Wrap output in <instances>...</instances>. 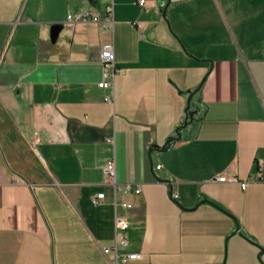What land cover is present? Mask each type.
<instances>
[{
  "label": "crops",
  "instance_id": "1",
  "mask_svg": "<svg viewBox=\"0 0 264 264\" xmlns=\"http://www.w3.org/2000/svg\"><path fill=\"white\" fill-rule=\"evenodd\" d=\"M129 254L264 264V0H0V264Z\"/></svg>",
  "mask_w": 264,
  "mask_h": 264
},
{
  "label": "built area",
  "instance_id": "2",
  "mask_svg": "<svg viewBox=\"0 0 264 264\" xmlns=\"http://www.w3.org/2000/svg\"><path fill=\"white\" fill-rule=\"evenodd\" d=\"M139 4L143 5L144 2L140 1ZM66 21L68 24L71 25V28H73L77 24H83V23H94L99 24L103 29L109 30L113 27V7L112 5H109L105 9V15L103 18H100L96 14H94L92 11H84L76 14L69 13L67 15ZM100 61L102 64V73H101V79L98 83V88L100 89H109L113 88L114 80L117 76H120L123 74V70L121 68H118L116 66L115 60H114V53H113V45L111 43L106 44L103 46L101 53H100ZM105 101L107 103H112L111 98H106ZM156 169H160V166H157ZM218 183H235L238 182V179L234 176H219L215 179ZM103 183L105 185L113 187L115 190L123 191V192H129L132 190L131 186H118L116 184L115 180V165L113 161H108L106 166L104 167V181ZM245 183L241 184V187L245 188ZM134 192L136 194L140 193V189L135 188ZM104 199V194L99 193L93 199L91 200L93 206H98ZM128 224L126 221L122 219L115 220V229L119 232V235L117 236V244L119 245H125L126 241L123 236V232L127 229ZM108 253V251H105ZM139 258L138 254H129L126 256H118L116 255L115 258L111 261V264H125L128 261L131 260H137Z\"/></svg>",
  "mask_w": 264,
  "mask_h": 264
}]
</instances>
